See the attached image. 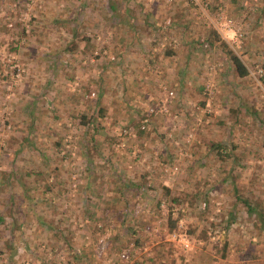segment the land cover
I'll use <instances>...</instances> for the list:
<instances>
[{
    "label": "rangeland",
    "instance_id": "374dc122",
    "mask_svg": "<svg viewBox=\"0 0 264 264\" xmlns=\"http://www.w3.org/2000/svg\"><path fill=\"white\" fill-rule=\"evenodd\" d=\"M263 72L264 0H0V264H264Z\"/></svg>",
    "mask_w": 264,
    "mask_h": 264
},
{
    "label": "trees",
    "instance_id": "16d2710c",
    "mask_svg": "<svg viewBox=\"0 0 264 264\" xmlns=\"http://www.w3.org/2000/svg\"><path fill=\"white\" fill-rule=\"evenodd\" d=\"M211 7H212V5H210V8ZM121 8H122L121 5H119V9H121ZM117 9L118 8L115 7L114 5H109L108 6V10L112 14H114V13L117 14V12H116ZM54 19H55V22H62V20H60V19H57V18H54ZM76 19H77V17H73L72 18L73 24H76V21H77ZM205 39L212 44V43H215V41H218L219 37L216 34V31L210 29L209 31H207L205 33ZM81 41H82V44H83L84 47H82L79 50L77 49V51H78L79 54L82 55L87 50L86 46H87V42L89 41V39L86 38V37H81ZM222 45H223V49L225 48L224 50L227 53V55L229 57V60L231 61L232 65H233V68H234V71L236 72L237 76L244 77L247 74V70L244 67V65L241 63L240 59L234 53H232V51L228 50L226 48V45L223 42L221 43V46ZM76 48H77V45L74 42H71V43H69L66 46L67 51H69L70 53H73V51H75ZM99 57L101 58V56H99ZM263 76H264V72H263ZM89 102H92V99L89 100ZM97 102L98 101L96 99V101H94L93 103L96 104ZM31 104L35 105L36 101H32ZM98 112H99V114L101 116H103L104 113H105V110L102 107H99ZM145 116H146V114H145ZM79 118L82 121V124H86L87 125L86 130L87 131L90 130L92 132V135L96 134L97 132H102L103 133V128L100 127L99 125H97L96 119L93 116L82 115ZM138 132H139V134H143L144 129L143 128L142 129H138ZM109 136H112V135L110 134ZM11 139H12V137L9 135L8 140L11 141ZM214 146L217 149H219L218 154H220V151L225 148V145H222V144H213L212 147H214ZM19 149H20V146H17V148H14L13 149V154L18 153ZM142 178H143V182H144L145 178L143 177V175H142ZM138 185H139L138 182L134 183V184H132L131 188H134V189L138 190V188H139ZM168 191H169V189L167 187H163V190H162L163 195H167ZM241 201L245 204V210H246V213H247L246 215H248L249 217H252L254 219H256L258 217V215H260V214L262 215L261 228L264 229V208H263V206L261 204H259V201H257V199H255V198H247V197H244L243 199H241ZM226 225L227 224H225V228H226ZM188 233L189 234L191 233V230L189 228H188Z\"/></svg>",
    "mask_w": 264,
    "mask_h": 264
},
{
    "label": "built area",
    "instance_id": "2783aa9c",
    "mask_svg": "<svg viewBox=\"0 0 264 264\" xmlns=\"http://www.w3.org/2000/svg\"><path fill=\"white\" fill-rule=\"evenodd\" d=\"M221 26H222L221 28H222L223 30L228 29L229 26H230V20H225V21L222 23ZM111 59H113V57H111ZM262 80H263V82H264V77H263ZM92 94H93V93H92ZM172 95H173V92H172V91H168L167 96H168V97H171ZM147 112H149V114H151L152 112H154V108H153V107L148 108V109H147ZM144 122H147V119L144 120L143 123H144ZM142 126H143V125H142ZM142 126H141V128H143ZM172 237H175V234L172 233ZM178 241H180V242L183 244V246H185V247L188 246L187 242H186L184 239H179ZM100 248L103 249V244H102V246H101ZM117 258H118L119 262H126V261L128 260V253H127L126 251L122 250V251H120V252L118 253Z\"/></svg>",
    "mask_w": 264,
    "mask_h": 264
},
{
    "label": "crops",
    "instance_id": "0c3cea01",
    "mask_svg": "<svg viewBox=\"0 0 264 264\" xmlns=\"http://www.w3.org/2000/svg\"><path fill=\"white\" fill-rule=\"evenodd\" d=\"M138 77H140V78H141V77H142V74L140 73V74L138 75ZM143 80H145V79H143ZM131 87H132V85H131Z\"/></svg>",
    "mask_w": 264,
    "mask_h": 264
}]
</instances>
